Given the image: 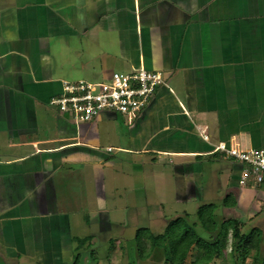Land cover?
Masks as SVG:
<instances>
[{
	"label": "crops",
	"instance_id": "obj_1",
	"mask_svg": "<svg viewBox=\"0 0 264 264\" xmlns=\"http://www.w3.org/2000/svg\"><path fill=\"white\" fill-rule=\"evenodd\" d=\"M140 69L165 84L135 116L77 125L49 104L65 81ZM219 142L264 147V0H0V264L72 262L82 213L109 219L115 183L196 195L200 164L218 158L239 195L242 166Z\"/></svg>",
	"mask_w": 264,
	"mask_h": 264
},
{
	"label": "rangeland",
	"instance_id": "obj_2",
	"mask_svg": "<svg viewBox=\"0 0 264 264\" xmlns=\"http://www.w3.org/2000/svg\"><path fill=\"white\" fill-rule=\"evenodd\" d=\"M62 117L68 118L69 116L62 114ZM99 139L103 144L101 147L102 151L106 152L111 147L114 151L110 155L117 157L118 152L116 151L115 143L108 132L101 131ZM129 158L131 157L127 156L125 160L129 162ZM126 161L123 162V166L128 164ZM209 164L215 172L217 171L219 178L218 181L213 179L214 183H209L212 182L211 179L213 178V174L209 171ZM200 165L204 170L202 177L205 183H197V189L194 191L196 195L192 194L190 188L186 189L185 196L178 195V185L176 186V183H172L171 181L169 183H115L116 194L106 202V209L109 210L106 214H110V218H103L104 216L95 214L94 212L88 213V218L85 213H82L83 219L89 223V229L73 230L74 253H82L81 263L79 264H90L88 253L91 251H96V257L100 261H102L104 256H110L111 264H134L138 260L134 252L137 233L138 235L142 233L146 240L150 235L158 236L165 233L169 224L175 219L183 217L194 222L197 219L199 208L212 203L218 205L216 214L219 217H233L242 221L245 224L244 232L259 228L264 233V185L261 187H251L247 190L240 188L239 195L231 194L232 200L235 202V208L233 210H225L220 198H223L228 193V189H231L236 184L230 183L233 180V177H231L233 175H231V171L227 170L229 164L218 158H210ZM199 177L202 180L200 174ZM111 198L114 199L111 200ZM157 203L159 205H156ZM97 221L102 224L103 230L100 231L99 229L97 231L91 227ZM110 223L115 224L117 227L111 230L107 229ZM141 228L144 229L140 230ZM96 232L99 235H95ZM102 232L103 235L101 236L100 233ZM78 237H81V239H84L88 243L85 245L76 243ZM92 239L93 241L90 243ZM260 252L263 259L264 238ZM229 253L230 249L226 252L221 263L232 264ZM262 262L263 260L258 264H262ZM72 263L73 261L68 264ZM22 264L43 263L29 261ZM139 264H163V262L160 257L159 260L151 259ZM247 264H253V260L248 259Z\"/></svg>",
	"mask_w": 264,
	"mask_h": 264
},
{
	"label": "trees",
	"instance_id": "obj_3",
	"mask_svg": "<svg viewBox=\"0 0 264 264\" xmlns=\"http://www.w3.org/2000/svg\"><path fill=\"white\" fill-rule=\"evenodd\" d=\"M231 196L229 194L224 199L222 206L225 210L235 208ZM217 206L213 203L201 206L194 222L183 217L175 219L161 235H150L145 240L142 233H137L134 252L138 260L134 264L159 260L160 257L163 264H225L221 261L228 249L232 264H247L248 259H252L253 264L263 260L264 264L260 252L264 233L259 228L244 232L245 224L242 221L233 217H219L216 214ZM79 243L85 245L88 242L80 239ZM81 254H74L72 264L81 263ZM88 256L90 264H111L110 256H104L100 261L96 251H91Z\"/></svg>",
	"mask_w": 264,
	"mask_h": 264
},
{
	"label": "built area",
	"instance_id": "obj_4",
	"mask_svg": "<svg viewBox=\"0 0 264 264\" xmlns=\"http://www.w3.org/2000/svg\"><path fill=\"white\" fill-rule=\"evenodd\" d=\"M164 84L161 71L115 72L105 82L65 81L61 94L53 97L49 104L77 125L89 123L103 113L135 116L149 106ZM204 139L208 141L209 136L205 134ZM214 153L242 166L241 189L264 185V147L247 148L219 142Z\"/></svg>",
	"mask_w": 264,
	"mask_h": 264
}]
</instances>
